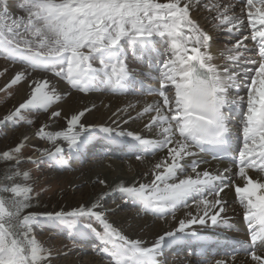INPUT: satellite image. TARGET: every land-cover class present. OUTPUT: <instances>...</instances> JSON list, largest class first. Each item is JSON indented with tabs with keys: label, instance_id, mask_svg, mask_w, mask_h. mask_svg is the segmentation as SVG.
Returning <instances> with one entry per match:
<instances>
[{
	"label": "snow or ice",
	"instance_id": "obj_1",
	"mask_svg": "<svg viewBox=\"0 0 264 264\" xmlns=\"http://www.w3.org/2000/svg\"><path fill=\"white\" fill-rule=\"evenodd\" d=\"M194 3L198 0H183V6L182 0H23L18 6L26 15L13 18L6 0H0V52L41 74L39 80L31 77L30 98L0 120V125L23 120L22 110H47L60 99L55 85L50 88L49 81L43 79L50 70L58 69L57 77L82 92L108 85L114 93H123L132 70L122 41L147 49L153 47L155 36L170 39L168 57L158 76L147 74L160 82L151 91L162 101L145 103L136 116L142 119L147 115L144 127L154 138L125 131L119 124L98 129L114 142H127L131 150L138 151V160L160 153L152 165L151 179L117 183L94 202H86L90 206L25 214L33 189L14 183L20 172L7 176V186L0 180V264L49 261L51 251L33 235L41 220L66 227L75 233L74 240L93 235L101 242L100 252L110 256L109 264H161L159 257L169 245L199 240L195 225L227 226L225 190L233 188L250 232L247 255L254 264H264V252L260 251L264 249V0H236L222 10L219 2L212 5L214 27L229 36V43L216 55L211 52L214 37L190 16ZM245 31L249 34L244 35ZM26 78L25 72H18L8 86ZM244 85L245 95H239ZM129 108L136 110V105L129 103L120 111ZM235 110L241 112L242 147L230 157V166L198 171L202 162L207 163L201 154L210 149L214 159L223 160L217 153L229 149ZM52 115L59 117L60 112ZM84 115V111L72 115L63 132L41 129L38 135L53 145L62 138L71 151L79 152L90 141L88 133L96 130L81 123ZM22 148L23 144L3 157L17 159ZM64 151L57 145L55 151L44 149L41 155L65 166ZM249 170H255L260 178H254ZM23 176L28 178L29 173ZM114 193L121 194L122 203H137L143 212L160 219H176L177 211H186L177 227L158 234L148 245L126 236L109 221L106 212L114 209L104 210L101 202ZM81 218H88L101 230L93 222L82 223ZM212 264L227 262L216 259Z\"/></svg>",
	"mask_w": 264,
	"mask_h": 264
},
{
	"label": "bare ground",
	"instance_id": "obj_2",
	"mask_svg": "<svg viewBox=\"0 0 264 264\" xmlns=\"http://www.w3.org/2000/svg\"><path fill=\"white\" fill-rule=\"evenodd\" d=\"M22 2L23 0L6 1L7 10L11 17L20 18L26 15L24 10L18 6ZM159 2L166 3L168 2V0H159ZM217 2L221 4L222 6L221 10L223 9V6H226L227 3H229L227 1L224 2L223 0H198V3H194L192 8L190 9L191 18H193L199 24L202 30L208 31L212 36L214 31H220L214 27L213 21L211 19L213 15H216V13L212 11V5ZM205 3L208 5L207 8L204 7ZM182 6H183V0H182ZM215 23H218V21H216ZM157 37L159 36H155L153 38V47L147 48L146 51L147 53L153 52L152 55L149 56V58H153L154 60V63L153 61H151L152 62L151 67L148 68H153L161 60L159 54L161 52L162 53L164 52L163 50L161 51L160 49H157L155 47V42L157 40ZM211 45H214L213 46L214 49L211 50L213 55L218 54V50H220L221 49L220 47L223 46V44L219 40H217L216 37H214L213 41L211 42ZM189 47H191V45H189ZM136 58L137 57H134L132 59H127V63L130 67H136L144 62V59L137 60ZM140 73L143 74L144 76L151 72H149L145 68V70H143ZM43 79L49 81V86L55 84V90L57 92V95L60 96V99L57 101L58 102L57 106L53 110L54 112L55 111L60 112L62 117H65L67 120H69L72 115L79 114V112L84 111L85 115L81 117V123L84 124L85 126H91L92 128L96 129L95 131H90L88 133V135L90 136V141L85 147L93 145L94 143H99L100 141L101 143L103 141L104 143L108 141L109 138H107L102 132L98 130L101 126L116 127V125L119 124L120 129H123L125 131H133L136 134L143 135L145 138H154L144 127V123L148 119L147 115H145L142 119H137L136 116H137V111H142V107L145 103L151 104L157 101H162V98L156 99L155 97L147 98V97L138 96L133 93V90H130L129 88L126 87L123 93H114L111 90V87L108 85H104V86L97 85L96 87L97 90L95 92L93 91L92 93H90V95L84 96L80 92H78L81 90L72 88L67 81H65L64 84L60 81H57V83H55V81L52 80V78L46 76H44ZM31 87L32 85L28 87V91L26 94L27 98H29L31 95ZM243 95H245V92L243 93ZM129 103L135 104L136 110L129 108L128 112L120 111L121 109L127 108ZM113 113H117V115L114 116ZM129 113H131V117H132L131 119H129ZM233 115L237 116L236 118H234V120L236 121L235 123L236 127L233 126L234 127L233 136L235 138L237 137L240 138L238 143V148H240L242 147L243 144L242 124L240 123L239 120L241 117V112L239 110H235L233 112ZM121 117H123V119H121ZM234 120H232L231 123L232 125L234 124L233 123ZM47 123H51V120H49ZM237 123H239L240 126L237 127ZM58 126L61 125L58 124L57 126H54L49 130V132H63L67 129V126L65 127H58ZM36 136H34L33 134L32 135L28 134L26 138H28L31 141H34L35 143H38L40 142L39 141L40 139L38 140ZM46 141H47L46 143L44 142V144H42L40 154L44 149L55 151V146L57 145L63 147L65 150L68 151L70 150L67 146V142L64 141L62 138H61L62 142H58V143L56 142V145H53V143L47 139ZM119 143H122L124 146L128 145L127 142H119ZM83 151H84L83 148L79 152L71 151L72 154L78 153L77 156L74 158V161L78 163L80 162V160H82L83 161L82 165L84 166L83 170L80 172V178L75 180L72 185L88 183L90 187L92 186L94 188L95 185L99 183V180L103 179L105 181V184L99 183V185H101L102 187L101 190L95 188V190L91 195L85 197L86 198L85 206H90L86 202L89 201L94 202L95 198H98L104 192L108 191L110 187H114L117 183H124L127 185L134 181L148 182L151 179L150 171L152 165L155 162H157V160L161 157V154L157 153L156 156H151V158L148 159L142 158L138 160L136 159V155L139 154L138 151L134 152L133 150L129 149V151L125 152V149L123 150L117 147L115 149H111L109 146H107L106 150H101L100 159H96L94 160V162H88L91 158L88 157L87 153L83 154ZM130 155H133V157L132 159L129 160L127 159V157ZM201 157H202V161H207L202 154ZM226 164L224 163L219 164V162H212V163L202 162L198 171L200 170L212 171L214 169H222ZM249 174L253 175L254 178H260L256 176L255 170H249ZM237 183H241L239 178L237 179ZM84 191L85 190H83V188L78 190L80 194L85 196ZM225 192L227 193V195L225 196V199L227 200V205H226L227 226L225 224H221L219 226L214 227L210 223L203 226L195 225L194 228L199 232V240H186L190 244L199 245L202 244L201 243L202 241H209L211 239L227 240L231 235H236L235 233H233L234 229L239 230L241 236L238 237L240 240L244 241L248 239L250 241V232L248 231V228H246L243 224L244 223L242 217L243 209L237 203L238 198L235 195L234 188L231 190L226 189ZM116 195L121 197V194L114 193L108 195L107 199L111 201V199L113 200V198L116 197ZM221 195L224 196V193H222ZM101 203H103V201ZM135 205L139 206L138 210L143 211L139 204L136 203ZM71 206L72 205L69 204V207ZM229 206L232 207L229 208ZM110 207H112L111 209L114 210L111 211V214L108 216L109 221L113 223V225L117 227L120 231H122V233L125 234L126 236L130 238L142 239L143 241L147 242L148 245H150L153 240L158 238V234H162L165 230H172L175 227H177L178 220L184 217V213L186 211L185 209H181L177 211L176 219H173L171 216H169L167 219L164 220L157 218V216L153 217L151 216L153 215L152 213H148L151 215L145 216V220L140 223L137 221L135 215H131V214L127 215V213L126 214L120 213L118 209L113 205ZM138 210H135L134 213L139 214ZM154 219L156 220L154 221ZM241 220L242 223L241 222L239 223V221ZM152 221H154L155 223ZM183 241L185 240L178 241L177 242L178 245H180V243H182ZM203 247L204 245H201V247H199L198 250H200V248L202 250ZM260 251L264 252V249H261ZM175 258H176L175 264H197L200 263L201 260L202 261L206 260L207 262L206 264H212V261L216 259H223L227 262V264H254V262L251 261L248 255H234V258L233 256H220V257L215 256V257L200 258L197 256L191 257L189 256V254H183L178 257L175 256ZM75 264H79L78 261ZM93 264H104V263L97 261V263H93Z\"/></svg>",
	"mask_w": 264,
	"mask_h": 264
},
{
	"label": "rangeland",
	"instance_id": "obj_3",
	"mask_svg": "<svg viewBox=\"0 0 264 264\" xmlns=\"http://www.w3.org/2000/svg\"><path fill=\"white\" fill-rule=\"evenodd\" d=\"M213 37H216V39L224 45L229 43V36L224 31H214ZM126 45H129L128 41L127 43L125 42V46ZM168 45L170 44L168 43ZM167 57L168 53L164 56V58L166 59ZM21 71L25 72L26 77L28 78L22 80L17 85H11L9 87L8 85L10 84V80ZM55 71H58V69L50 70L48 73L43 74V77H50L55 81V83L60 81L65 84L63 77H57L55 75ZM139 71L141 72L142 68ZM31 77H35V79H41V74L34 73L31 71V69H27L26 66L7 59L3 52H0V120H3L10 112L14 111L20 103L26 101L28 87L32 85ZM51 87L52 86H50V88ZM93 91L95 92V89L87 92H78L85 96L90 95V93ZM151 97L152 95H149L147 98ZM57 103L58 102L56 101L47 110H22V115L24 116L23 120L19 122H7L4 125H0V159L3 160L2 162L5 165L9 162L16 163V170L17 172H20L21 175H23L24 172L29 173L28 178L23 176L25 183L21 184L20 186L31 187L33 189L31 196L35 202H47L53 205L51 212L60 210L71 211L76 207L82 205L85 206V197L91 195L95 188H98L99 190L102 189L99 183L96 184L94 188L92 186L90 187L88 183L72 185L75 180L80 178V172L83 170L84 166L81 162L76 163L74 161V155L70 150H65L63 153V157L67 161V165L65 166L58 165L55 160L40 154L42 144L47 142L45 138H42L40 135H38L40 130L43 129L44 132H49L51 128L57 126L58 124L61 125L58 127L67 126L68 120L65 117H62L61 113L59 117H54L52 115ZM49 120H51V123H47ZM29 121H31V123H29ZM28 134H33L34 136L37 135L36 137L38 140L40 139V142L35 143L34 141L29 140L26 138ZM56 142L58 143L62 141L61 139H57ZM21 144H23V148L21 149V152L17 154V159L9 160L3 157V153L9 152ZM92 147H89L88 150ZM126 151L128 150L125 149V152ZM88 152L90 155H88V157L91 158V160L88 162H94V160L101 158L100 156L94 155L93 151ZM148 158H151V156L143 159ZM127 159L130 160L132 157H127ZM32 160H35L36 163H32ZM81 188L85 190V196L78 192V190ZM102 201L104 210H109L112 208L110 206L119 204L120 207L117 209L120 213L135 215L137 221L140 223L145 220V216L151 215L138 210L139 206L134 204L131 205V202L127 204L122 203V196L119 197L116 195V197H114L113 200L111 199V201L108 200L106 196ZM69 204L72 206L69 207ZM135 210H138L139 214H135ZM106 214L108 217L111 214V211H107ZM155 220L156 219H154V221ZM81 222L88 223L93 221L89 220L88 218H81ZM53 224L54 223L48 222L46 220H41L34 226L33 230V235L35 238L42 244L43 247L51 251V257L49 258V261L46 262V264H75L77 261L79 264H93L97 263V261H100L104 264H109L111 259L110 256L100 252L99 248L101 242L93 235H88L87 237H78L74 240L73 237L75 236V233L64 226ZM94 226H97L98 230H101V226L96 225L95 223ZM174 248V245H169L164 249L163 254L160 257L161 264H175L176 258H174L175 256L172 257L173 255H171V253L174 251ZM105 256H108L109 259ZM179 256L181 255L179 254Z\"/></svg>",
	"mask_w": 264,
	"mask_h": 264
},
{
	"label": "trees",
	"instance_id": "obj_4",
	"mask_svg": "<svg viewBox=\"0 0 264 264\" xmlns=\"http://www.w3.org/2000/svg\"><path fill=\"white\" fill-rule=\"evenodd\" d=\"M3 160L0 159V180L3 181L2 186H7L9 184V181L6 179L7 176H12L15 172H17V166L16 163H7L6 165L3 164ZM14 183L15 184H23L25 183V180L23 178V175H20L18 177H14ZM53 209V205L50 203H37L35 200L32 199L31 206L25 210V214L28 212H35V213H44V212H51Z\"/></svg>",
	"mask_w": 264,
	"mask_h": 264
}]
</instances>
